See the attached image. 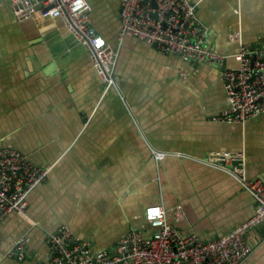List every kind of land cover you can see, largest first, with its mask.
Returning a JSON list of instances; mask_svg holds the SVG:
<instances>
[{"label":"crops","instance_id":"obj_1","mask_svg":"<svg viewBox=\"0 0 264 264\" xmlns=\"http://www.w3.org/2000/svg\"><path fill=\"white\" fill-rule=\"evenodd\" d=\"M88 1L90 23L116 51L118 88L102 81L60 17L17 19L10 1L0 0V146L48 168L27 196L26 216L1 220L0 264H47L48 234L61 225L92 250L112 252L131 226L153 232L144 217L150 204L203 239L255 209L240 181L207 160L230 164L228 155H240L244 176L264 181V112L243 122L213 120L229 104L220 66L130 35L119 39V0ZM190 1L206 41L226 55L225 67L236 65L240 43L264 37V0ZM230 31L240 38L229 40ZM23 235L25 258L5 255ZM247 240L252 250L242 264H264V224Z\"/></svg>","mask_w":264,"mask_h":264},{"label":"built area","instance_id":"obj_2","mask_svg":"<svg viewBox=\"0 0 264 264\" xmlns=\"http://www.w3.org/2000/svg\"><path fill=\"white\" fill-rule=\"evenodd\" d=\"M17 19L34 16L60 17L65 28L87 48L91 63L107 85L118 88L116 51L90 23L88 0H9ZM190 0H119L118 37L130 35L189 61H207L220 66V77L227 94L228 106L211 118L217 121L243 122L264 112V37L255 45L240 43L235 53L236 65L223 66L226 55L217 52L205 39V29ZM240 38L230 31L228 39ZM228 155V154H227ZM163 151L156 153L157 158ZM220 156V155H219ZM224 158V155L221 156ZM227 164L219 159L208 163L235 176L255 199L253 213L225 233L203 239L194 230L182 232L166 218L161 204H150L144 217L153 229L149 235L129 227L112 252L92 250L87 241L61 225L48 234L51 255L47 264H242L251 253L249 232L264 224V181L248 179L243 173L240 155L230 156ZM48 168L33 163L12 146H0V222L9 213L26 216L27 196L46 179ZM181 218L179 208L173 210ZM28 235L15 239L5 255L17 260L26 256ZM42 264V263H39Z\"/></svg>","mask_w":264,"mask_h":264},{"label":"water","instance_id":"obj_3","mask_svg":"<svg viewBox=\"0 0 264 264\" xmlns=\"http://www.w3.org/2000/svg\"><path fill=\"white\" fill-rule=\"evenodd\" d=\"M154 45H156V44L154 43Z\"/></svg>","mask_w":264,"mask_h":264}]
</instances>
